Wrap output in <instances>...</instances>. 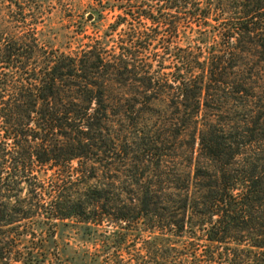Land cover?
Returning <instances> with one entry per match:
<instances>
[{
  "label": "trees",
  "instance_id": "trees-1",
  "mask_svg": "<svg viewBox=\"0 0 264 264\" xmlns=\"http://www.w3.org/2000/svg\"><path fill=\"white\" fill-rule=\"evenodd\" d=\"M117 3L124 21L115 28L131 26L119 51L98 41L79 57L47 53L37 29L0 24V262L34 234L38 218V228L71 224L84 235L106 223L145 226L157 264H264V0ZM189 24L196 35L172 54ZM154 42L163 56L150 60ZM253 45L263 50L257 76L248 75ZM171 54L177 65L167 74ZM101 78L134 82V98L120 99L116 116L138 128L142 156L152 159L130 166ZM166 100L169 115L157 111ZM182 135L189 170L180 176L167 158L182 148ZM75 161L77 188L68 189ZM33 165L60 172L50 190L31 185ZM22 184L31 188L24 199Z\"/></svg>",
  "mask_w": 264,
  "mask_h": 264
},
{
  "label": "rangeland",
  "instance_id": "rangeland-1",
  "mask_svg": "<svg viewBox=\"0 0 264 264\" xmlns=\"http://www.w3.org/2000/svg\"><path fill=\"white\" fill-rule=\"evenodd\" d=\"M16 1L18 0H0V24L5 23L11 26L14 28L15 33L27 31L28 28L37 29L40 44L44 46L47 53L57 51L58 55L64 53L65 56L76 57L78 55L79 57L83 51H88L98 41L104 43L106 50L114 49V51H117L118 47L124 44L125 41L127 42L129 38L128 33L131 31L129 29L131 26L122 24L115 28L118 22L124 21V13L118 7V0H102L101 2L94 0H19L23 6L22 11L13 4ZM11 2H13L12 5ZM134 5L137 9L139 5L143 6L144 4H141L140 1ZM136 23L133 22V27L138 28ZM212 24L216 25V22L213 21ZM142 26L148 29V34L153 35L149 31L152 26L150 22L144 20ZM192 28L194 31L198 29L196 24L184 26L180 39L174 40L175 43L171 44L172 54L174 48L176 53L179 51L178 48L184 49L188 44L189 37L196 35L191 31ZM156 45L154 42L145 51V54L148 55L147 58H150V60H152L154 53L163 56V49L157 47L156 50ZM252 47L253 51L247 55V59L251 64L254 63V69L248 72V75L257 76L259 72L257 63H260L259 61L263 58V50L255 45ZM172 54L171 56H165V65L171 68L164 71L167 74H173L175 72L174 66L177 65V60ZM102 72L105 73V69H102ZM230 75L232 76V74ZM106 79L108 78H101L99 83H103L109 88L107 97L112 106L110 111L111 121H113L114 129L117 131L120 141L122 139H128L129 141L128 157L130 166L139 163L138 157L142 159L151 157L152 159L153 157L150 154L149 156H142L141 142L136 140L138 128L130 127L128 121L123 117L116 116L119 109L114 106L117 102L120 99L134 98V82L119 86ZM167 104V100L158 103V113L167 114L170 110ZM153 115L151 116L152 124L156 123L159 117V114ZM234 117L235 114L220 115L218 120H231ZM238 117L243 118L239 115ZM118 118L122 123L118 121ZM152 124L150 125L152 126ZM187 140L186 135H182L181 140H179L182 148L180 147L178 151L168 152L169 166L173 167L176 164L178 168H181L180 176H183L189 170L186 167L185 153ZM179 144L178 146H181ZM92 164L102 169L99 164L93 162H89L88 167ZM119 167H123V164ZM74 169H80L77 161L71 164L70 175L72 178L70 180L71 184H68V189L70 186L74 189L77 188L75 181H77L78 176H76ZM120 169V178L128 180L125 177L126 173H122L123 168ZM59 175L60 172L56 169L52 171L48 168L41 169L39 166L33 165L32 176H29L31 181H29L31 185L35 184V187L37 183V185H44L47 190H50L51 183L55 185L59 180ZM77 175L81 176V174ZM20 189L22 191L19 195L24 199L27 197L28 189L31 188L28 187V184H22ZM31 223H33L32 226L34 225V236L31 235L23 239L21 245H18L16 253L9 260L0 262V264H157L154 253L150 248V242H145L150 241L152 237L145 226H142V229L136 228V231H134L135 228L132 231H124L116 224L106 223L104 227L94 229L89 235H84L79 227L71 224L69 226L58 224L44 226L42 224L38 228L40 223L38 218H33ZM25 225H29V223L27 222ZM123 239V243L118 244L116 242ZM199 244L204 245V242Z\"/></svg>",
  "mask_w": 264,
  "mask_h": 264
},
{
  "label": "water",
  "instance_id": "water-1",
  "mask_svg": "<svg viewBox=\"0 0 264 264\" xmlns=\"http://www.w3.org/2000/svg\"><path fill=\"white\" fill-rule=\"evenodd\" d=\"M91 18H92V16H91Z\"/></svg>",
  "mask_w": 264,
  "mask_h": 264
}]
</instances>
